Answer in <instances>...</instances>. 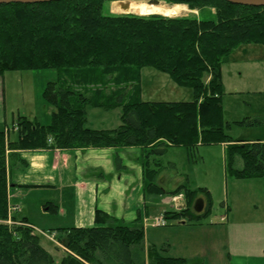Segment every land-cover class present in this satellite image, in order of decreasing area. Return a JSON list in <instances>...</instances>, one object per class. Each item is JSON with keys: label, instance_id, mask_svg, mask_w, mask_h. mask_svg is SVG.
Here are the masks:
<instances>
[{"label": "trees", "instance_id": "trees-1", "mask_svg": "<svg viewBox=\"0 0 264 264\" xmlns=\"http://www.w3.org/2000/svg\"><path fill=\"white\" fill-rule=\"evenodd\" d=\"M110 1L0 4V73L46 68L58 72V79L48 81L43 93L55 107L52 121L44 125L18 115L13 124L17 139L11 140L8 130L0 131V264H189L185 257L165 256L146 242L143 226H130L100 208L95 226L57 232L65 249L57 261L26 224L28 219L16 217V207L10 205L9 169L27 165L21 155L26 150L137 146L143 153L148 190L163 191L154 180L170 146L193 150L200 144L225 143L226 169L232 176L264 177V140L234 139L227 132L221 76L224 58L239 46L259 43L264 50V6L165 0L187 3L202 13L170 17L106 14L103 7ZM121 3L116 2L113 11L119 12ZM145 66L190 86L195 99L143 100L140 79ZM89 105L105 110L121 106L123 122L114 129L89 128ZM239 122L258 126L264 125V118ZM171 193L183 194L185 207L166 215L192 219L211 210V193L205 187L180 185ZM200 197L206 206L197 213L193 204Z\"/></svg>", "mask_w": 264, "mask_h": 264}, {"label": "rangeland", "instance_id": "rangeland-1", "mask_svg": "<svg viewBox=\"0 0 264 264\" xmlns=\"http://www.w3.org/2000/svg\"><path fill=\"white\" fill-rule=\"evenodd\" d=\"M119 1L106 3L103 11L106 14L131 13L124 12L122 8L118 9L119 12L113 11L115 3ZM124 1L127 0L121 4ZM130 1L168 6L180 4L184 7L179 14L170 17L202 16L199 9H191L187 3ZM207 11L214 13L215 9L208 8ZM222 64L221 76L225 88L223 107L226 120L230 123L227 132L234 139L264 140V125L239 122L264 118L263 46L259 43L243 44L225 57ZM57 79L58 72L54 68L0 73V131L7 128L10 139H17L18 131L13 128V124L18 115L48 125L55 107L46 101L43 93L46 83ZM140 80L143 100L175 102L195 99L194 89L179 85L169 73L155 67H143ZM122 113L121 106L105 110L89 105L86 126L93 129L118 128L123 122ZM82 150L66 152V165L61 162L55 172L48 163L45 173L50 177H38L40 170L33 175V167L28 165V159L26 166L18 163L9 173L14 179L18 172L27 174V184L12 188L14 204L17 203L19 208L14 209L15 216H27L30 219L26 224H31L33 231L41 236L44 247L57 261L61 260L65 250L58 239L62 228L95 226L94 207L98 205L119 221L131 226L141 223L146 242L155 245L165 256L185 257L189 264L199 261L203 264L240 263L235 253L233 260L230 259L229 243L223 239L226 233L223 226L227 222L221 219L227 215L228 207L230 218L235 217L237 220L243 215L264 214V177L248 180L232 176L226 169V146L219 143L200 144L193 150L179 145L170 146L161 156L163 167L158 170L154 180V184L163 191L148 190V180L143 173V153L139 147L96 148V153ZM117 156H120L123 166H119ZM181 184L190 189L205 187L211 193V210L201 218L173 217L170 216L172 213L166 215L168 211L178 210L164 200L168 196L183 197L185 205L182 194L171 193ZM97 186L99 191L96 197L93 188L96 190ZM87 190L93 193V199L89 197L92 193L89 194ZM256 205L259 211H256ZM157 218H162L163 224L153 225ZM18 223L25 225V222Z\"/></svg>", "mask_w": 264, "mask_h": 264}, {"label": "crops", "instance_id": "crops-1", "mask_svg": "<svg viewBox=\"0 0 264 264\" xmlns=\"http://www.w3.org/2000/svg\"><path fill=\"white\" fill-rule=\"evenodd\" d=\"M182 8L184 9V7H182ZM225 114H226V111H225ZM5 130H8V129L6 128ZM9 133H10V131H9ZM222 145L225 146V143ZM96 148L86 147L82 150V152L84 151L85 153H87L88 151H90V152L96 153V151H97ZM69 150H71V149L59 150V149H50L49 148V150H46V149H38L36 151L26 150L25 152H22L21 155L25 159H28V165L33 167V175H35V173H37V171L40 170V171H38V177L40 176L43 179L46 177H50L48 174L45 173V168H47L49 166L48 163H50L51 170H54V172H55L56 166H58V167L61 166L60 165L61 162L64 165H66L65 163L67 162V159H68V153H66V152H68ZM72 150H78V149L72 148ZM82 152H80V153H82ZM117 158H120V156H117ZM120 160H121V158H120ZM123 164H122V166H123ZM19 170H22V169H19ZM35 170H36V172H35ZM11 172H13L12 167L9 169V173H11ZM26 175H23L21 172H18L16 174L15 179L13 177L9 176V177H11L10 187H9V189H10L9 201H10L11 207H16V208L18 207L17 206L18 204L17 203L14 204V201H13L12 188L16 187L17 185L23 186L24 184H27V182H29V181H28V178L25 177ZM248 180H253V179H248ZM33 182H36V181H33ZM93 189L95 191V196H96V194H98L99 188L97 186L96 190H95V187ZM175 189H173V190H175ZM168 191L169 190H167V192ZM87 192L89 194L92 193L91 191H88V190H87ZM89 197H91L93 199V197H94L93 193ZM97 200H98V198H97ZM164 200L167 202L169 201L170 205L175 207L178 210L181 207H183V205H184V198L183 197L182 198L181 197L175 198L173 196H170V197L168 196V198H165ZM98 208H100V207H98V205H96L94 207L95 212H96V209H98ZM100 209H103V208H100ZM17 210H19V208H17ZM256 211H259L258 205H256ZM226 214L227 215H224L222 217L225 219L224 220L221 219V221L227 222L226 226L222 225L223 227H225L224 230H226V233H225L223 239L227 240L229 243L228 250L230 251L229 252L230 259L233 260V255L235 253L236 257H238V260L241 264H251L252 262L264 263V214H258L255 216L243 215L239 220H237V219H235V217L230 218V216H229L230 207H228V209L226 210ZM25 218L28 219V222L30 221V219L27 216H25ZM136 226H141V223H138ZM213 227H215V226H213ZM197 263H203V262L199 261Z\"/></svg>", "mask_w": 264, "mask_h": 264}, {"label": "bare ground", "instance_id": "bare-ground-1", "mask_svg": "<svg viewBox=\"0 0 264 264\" xmlns=\"http://www.w3.org/2000/svg\"><path fill=\"white\" fill-rule=\"evenodd\" d=\"M119 9L122 8L124 12L139 13V14H148V13H162L165 15H177L183 8L181 5H165V4H150L140 1H124L123 4H120Z\"/></svg>", "mask_w": 264, "mask_h": 264}, {"label": "water", "instance_id": "water-1", "mask_svg": "<svg viewBox=\"0 0 264 264\" xmlns=\"http://www.w3.org/2000/svg\"><path fill=\"white\" fill-rule=\"evenodd\" d=\"M51 2L54 0H0V4H8V3H43V2ZM123 2V0H121ZM130 1V0H127ZM226 1H230L234 4H243V5H249V6H264V0H226ZM194 210L197 213H201L203 212V210L205 209V200L204 198H197L194 202Z\"/></svg>", "mask_w": 264, "mask_h": 264}, {"label": "built area", "instance_id": "built-area-1", "mask_svg": "<svg viewBox=\"0 0 264 264\" xmlns=\"http://www.w3.org/2000/svg\"><path fill=\"white\" fill-rule=\"evenodd\" d=\"M222 219L224 220L225 218H222ZM161 224H163L162 218H157V220L153 223V225L155 226L161 225Z\"/></svg>", "mask_w": 264, "mask_h": 264}]
</instances>
